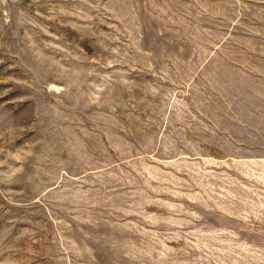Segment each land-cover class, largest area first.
<instances>
[{"label":"rangeland","instance_id":"obj_1","mask_svg":"<svg viewBox=\"0 0 264 264\" xmlns=\"http://www.w3.org/2000/svg\"><path fill=\"white\" fill-rule=\"evenodd\" d=\"M0 264H264V0H0Z\"/></svg>","mask_w":264,"mask_h":264}]
</instances>
